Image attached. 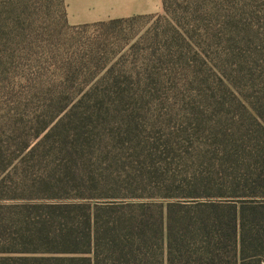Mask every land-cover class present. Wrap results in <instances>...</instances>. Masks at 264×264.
Returning <instances> with one entry per match:
<instances>
[{
  "label": "trees",
  "instance_id": "1",
  "mask_svg": "<svg viewBox=\"0 0 264 264\" xmlns=\"http://www.w3.org/2000/svg\"><path fill=\"white\" fill-rule=\"evenodd\" d=\"M211 1L188 6L186 23L174 0H162L158 14L77 27L161 14L178 25L169 33L199 51L198 39L205 47L218 34L206 18ZM28 9L27 1L11 9L15 35L0 44L19 47L25 64L0 72V264H264V64L243 90L222 81L181 120L150 114L111 70L71 100L42 73L32 37L19 34L21 16L33 28ZM235 35L222 63L239 60Z\"/></svg>",
  "mask_w": 264,
  "mask_h": 264
},
{
  "label": "rangeland",
  "instance_id": "2",
  "mask_svg": "<svg viewBox=\"0 0 264 264\" xmlns=\"http://www.w3.org/2000/svg\"><path fill=\"white\" fill-rule=\"evenodd\" d=\"M25 1L30 8L28 14L33 13V28L27 31L28 18L21 16L19 34L32 37L31 54L39 58L42 73L55 81L51 84L52 88L65 87L64 96L71 100L83 97L96 85L93 83L98 72L104 70L101 76L111 70L122 82L117 84L119 90L135 98L144 96L147 108H152L150 114L181 120L184 114L194 111L193 108L210 101L214 93H219L218 89L223 88L222 81L226 86L228 82L240 84L243 90L245 84L251 82L250 77H259L260 65L264 64L261 55L264 0H229L225 5L221 3L222 0H212L206 18L218 34L212 40L203 37L208 42L205 47L198 39V46L205 48L199 51L197 47L195 50L189 49L183 39L174 37L173 32L169 33L171 27L175 29L178 25H170V18L161 17V14L122 25L108 23L96 27H77L69 21L66 0H0V8L6 9L0 14L4 36L0 44H5L7 39L15 35L11 30L15 16L11 9ZM73 1L82 21L99 20L108 11L107 4L100 3V0ZM200 1L174 0L177 17L182 21L185 19L183 22L186 23V18H189L187 7ZM203 4L206 8L205 1ZM211 12L214 15H210ZM230 17L234 18L232 22L236 24L226 31L218 26L230 20ZM232 29L236 32L233 46L241 51L233 53V56L239 60L235 62L229 59L222 63L232 46L227 38ZM19 57V47L0 48V62L4 59L3 65L0 64V72L8 71L9 75V71L23 68L25 64ZM195 60L198 63L194 64ZM67 72L71 75L68 84H58L60 74ZM16 81L23 79L17 77ZM16 81L7 84H17ZM105 86L106 82H102L101 90ZM107 86L111 88L113 84Z\"/></svg>",
  "mask_w": 264,
  "mask_h": 264
},
{
  "label": "crops",
  "instance_id": "3",
  "mask_svg": "<svg viewBox=\"0 0 264 264\" xmlns=\"http://www.w3.org/2000/svg\"><path fill=\"white\" fill-rule=\"evenodd\" d=\"M66 2L68 6V18L73 25L106 21L114 18H127L136 15H152L162 12V0H100V3L104 2L107 4L108 11L104 15H101L99 20L82 21L74 1L66 0ZM89 6L90 4L87 8Z\"/></svg>",
  "mask_w": 264,
  "mask_h": 264
}]
</instances>
